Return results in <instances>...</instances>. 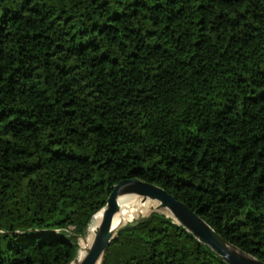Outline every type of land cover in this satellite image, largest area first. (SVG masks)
I'll return each instance as SVG.
<instances>
[{
    "label": "trees",
    "instance_id": "trees-1",
    "mask_svg": "<svg viewBox=\"0 0 264 264\" xmlns=\"http://www.w3.org/2000/svg\"><path fill=\"white\" fill-rule=\"evenodd\" d=\"M130 177L264 261V0H0V264H70ZM152 212L99 264H228Z\"/></svg>",
    "mask_w": 264,
    "mask_h": 264
},
{
    "label": "water",
    "instance_id": "water-1",
    "mask_svg": "<svg viewBox=\"0 0 264 264\" xmlns=\"http://www.w3.org/2000/svg\"><path fill=\"white\" fill-rule=\"evenodd\" d=\"M123 193H134L142 198L158 201L157 208L168 209L179 224L192 233L198 241L208 245L228 264H264V261L257 259L224 239L198 213L175 195L167 192L162 186L144 182L136 177L120 179L112 186L105 205L100 209L102 216L88 248L80 260L76 256L70 264L100 263L106 247L116 238L113 237L112 221L115 213L119 210L118 197Z\"/></svg>",
    "mask_w": 264,
    "mask_h": 264
},
{
    "label": "bare ground",
    "instance_id": "bare-ground-1",
    "mask_svg": "<svg viewBox=\"0 0 264 264\" xmlns=\"http://www.w3.org/2000/svg\"><path fill=\"white\" fill-rule=\"evenodd\" d=\"M158 204L159 202L156 200L141 198L139 195L134 193L121 194L118 197L119 210L115 213L112 221L113 237L116 236V233L119 230V228L122 227V224L126 226H134L138 221V219L135 218L137 215L145 214L149 210H153V209H155L154 211H158L159 209H164L168 211L169 213L166 214L172 216L176 220V222H178V220L172 215V213L168 209L157 208ZM134 206H136L137 208H134ZM101 216H102L101 210L93 215L90 221L88 234L85 237H81L79 239L78 244L80 247V251L77 254L78 260H80L83 257L85 250L88 248L89 242L92 238L95 229L97 228L100 222ZM230 248L234 249L231 246Z\"/></svg>",
    "mask_w": 264,
    "mask_h": 264
},
{
    "label": "rangeland",
    "instance_id": "rangeland-1",
    "mask_svg": "<svg viewBox=\"0 0 264 264\" xmlns=\"http://www.w3.org/2000/svg\"><path fill=\"white\" fill-rule=\"evenodd\" d=\"M141 197V196H140ZM142 198V197H141ZM134 208H137L136 206H134ZM155 209H153V210H149L148 212H146L145 214H140V215H137L135 218H137V219H140V218H142V217H144V216H147L148 214H150V213H153L152 211H154ZM158 211H161V212H164V213H169L168 211H166V210H164V209H159ZM161 212H159V213H161ZM132 220V219H131ZM90 225V224H89ZM124 224H122V226H123ZM88 229H89V227H88ZM88 232H89V230H87L86 231V233L88 234ZM87 234H85V236L87 235ZM84 236V237H85ZM78 243H79V241H78ZM78 246H79V244H78ZM79 251H80V247H79V250H78V253H79Z\"/></svg>",
    "mask_w": 264,
    "mask_h": 264
}]
</instances>
